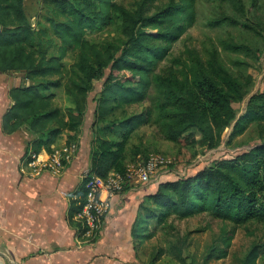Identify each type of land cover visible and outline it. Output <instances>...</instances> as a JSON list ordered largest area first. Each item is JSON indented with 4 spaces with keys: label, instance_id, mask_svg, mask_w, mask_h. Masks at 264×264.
Instances as JSON below:
<instances>
[{
    "label": "trees",
    "instance_id": "obj_1",
    "mask_svg": "<svg viewBox=\"0 0 264 264\" xmlns=\"http://www.w3.org/2000/svg\"><path fill=\"white\" fill-rule=\"evenodd\" d=\"M223 1L244 11L243 0ZM41 2L34 26L26 0H0V72H23L25 77L9 91L12 105L3 115L2 127L8 134L26 127L34 135L26 146L28 160L43 149L52 152V145L66 132L72 133L67 142L77 141L89 94L109 69L95 98L90 169L71 195L69 221L82 241L93 243L99 237L87 240L83 236L87 227L79 215L87 201V182L113 172L124 175L130 163H138V155L145 151L129 142L142 126L158 124L164 138L176 144L177 158L189 154L193 159L198 147L219 146L232 123L231 138L251 123L264 121V92L251 96L245 112L238 116L233 104L241 102L252 85L251 76L243 70L248 63L236 59L238 71L231 70L215 45L210 46L206 59L187 47L185 56L172 58L170 66L156 72L173 44L195 24L197 0H135L132 6L120 0ZM208 24L247 26L226 14ZM107 27H113L114 35L102 40L88 37ZM221 43L231 53L254 51L230 38ZM69 54L76 57L71 68L64 62ZM152 90L155 94L149 107L128 113L129 106L148 100ZM58 91L67 96L70 104L66 107L55 103ZM96 123L102 124L101 129L119 131V138L112 141L97 136ZM203 213L224 222L204 264L229 255L237 226L264 221V142L232 158L215 160L193 175L160 182L156 192L145 195L140 204L132 229L134 244L140 249L155 237L156 227L165 226L172 216L189 218ZM227 223L233 227L228 229ZM186 236L171 241L167 251L159 247L149 264L160 262L165 253L185 262ZM261 248L262 244L254 242L240 264H257Z\"/></svg>",
    "mask_w": 264,
    "mask_h": 264
},
{
    "label": "crops",
    "instance_id": "obj_2",
    "mask_svg": "<svg viewBox=\"0 0 264 264\" xmlns=\"http://www.w3.org/2000/svg\"><path fill=\"white\" fill-rule=\"evenodd\" d=\"M11 73L17 72H0V260L4 264H149L142 253L150 240L137 249L133 225L144 196L155 193L160 182L172 180L153 184L133 181L112 197L103 190L102 198L108 200L110 209L99 237L93 243L82 241L78 229L70 224L69 210L71 195L90 169L93 134L92 128H87V118L91 106L72 161L60 173L44 170L33 174L25 154L34 135L26 127L10 134L2 127L3 115L12 105L9 91L25 78L22 72V81L10 86L4 76ZM70 135L64 133L52 151ZM50 153L43 149L37 155L47 160Z\"/></svg>",
    "mask_w": 264,
    "mask_h": 264
},
{
    "label": "rangeland",
    "instance_id": "obj_3",
    "mask_svg": "<svg viewBox=\"0 0 264 264\" xmlns=\"http://www.w3.org/2000/svg\"><path fill=\"white\" fill-rule=\"evenodd\" d=\"M41 1H26V11L34 26H36L38 21L37 14L40 12L42 6ZM120 1L126 6H132L135 0ZM168 1L163 0V2ZM243 3L244 11L239 12L227 1L197 0V20L195 24L173 44L170 54L159 63L156 70L158 72L170 66L172 58L176 56H185L184 51L187 47L195 49L203 59H206L210 46L215 45L219 49L221 58L225 64L235 72L238 71V67L235 64L236 59L247 61L248 65H244L243 70L251 76L252 85L248 89L249 91L244 99L241 102L233 104L238 116L245 112L251 96L264 92V0H243ZM222 14L233 16L250 27L230 24L211 26L208 24L209 20ZM114 33L113 27H107L103 30L90 32L88 37L90 39L102 40L108 35H114ZM229 38L251 46L254 51L247 54L228 52L221 42ZM75 60V55H67L64 59L66 67L71 68ZM108 73L109 69L106 70L105 76L102 79L95 82L94 90L89 94L88 105L91 106V111L87 118V128L88 126H90V129L92 128L91 125L95 120V98L98 97ZM22 74V72H17L5 75L4 77L8 78V85L11 86L22 81ZM150 94L151 97L144 103L129 106L128 113L140 112L149 107L152 104V96H154L155 90H152ZM55 103L63 107L70 104L67 96L61 91H58ZM100 126L102 124L96 123L95 125L97 136L112 141L119 138V131L101 129ZM233 127L234 123L225 129L223 139L216 148L205 149L198 147V153L193 159L188 158L189 154L183 155L181 159L177 158L176 144L165 139L160 132L159 125L155 123L139 128L130 140L129 145L133 147L140 146L145 151L141 155H138L137 162H143L146 156L152 153L161 154L172 160V163L163 169L155 181L148 183L153 184L165 178L176 180L182 176L193 175L203 167L209 166L215 160L232 158L264 142V121L251 123L242 134L231 138ZM223 225L224 222L222 220L207 213L197 214L189 218L172 216L168 219L165 226L156 227L155 237L147 243L143 250L142 258L145 260V263H149V260L159 247H163L167 251L170 249L171 241H177L178 237H185L190 233L186 236L187 244L183 251L186 258L185 262L180 261L173 253H165L157 264H204V257L208 252L209 246L218 237ZM232 227V223H227L228 229ZM254 242L262 244L257 264H264V221L256 220L237 226L229 248V255L224 259H211L207 264H240V259Z\"/></svg>",
    "mask_w": 264,
    "mask_h": 264
},
{
    "label": "built area",
    "instance_id": "obj_4",
    "mask_svg": "<svg viewBox=\"0 0 264 264\" xmlns=\"http://www.w3.org/2000/svg\"><path fill=\"white\" fill-rule=\"evenodd\" d=\"M78 149V142H66L60 147H55L47 160H40L37 154H32L28 166L32 168L33 174H40L44 170L60 173L65 165L72 161ZM171 163L170 158L152 153L146 161L129 165L124 175L113 172L107 178L91 177L86 184L87 201L79 215L87 227L83 236L87 240H92L100 234L110 209L108 200L102 198L103 190L107 192L109 197H112L119 194L127 183L137 181L148 184L155 181L163 169Z\"/></svg>",
    "mask_w": 264,
    "mask_h": 264
},
{
    "label": "water",
    "instance_id": "obj_5",
    "mask_svg": "<svg viewBox=\"0 0 264 264\" xmlns=\"http://www.w3.org/2000/svg\"><path fill=\"white\" fill-rule=\"evenodd\" d=\"M0 264H4V262H2V261L0 260Z\"/></svg>",
    "mask_w": 264,
    "mask_h": 264
}]
</instances>
